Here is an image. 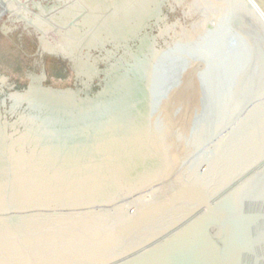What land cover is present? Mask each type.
Here are the masks:
<instances>
[{
  "label": "water",
  "instance_id": "water-1",
  "mask_svg": "<svg viewBox=\"0 0 264 264\" xmlns=\"http://www.w3.org/2000/svg\"><path fill=\"white\" fill-rule=\"evenodd\" d=\"M167 1L155 88L110 93L132 40L71 87L0 73V264H264V0Z\"/></svg>",
  "mask_w": 264,
  "mask_h": 264
},
{
  "label": "rangeland",
  "instance_id": "rangeland-1",
  "mask_svg": "<svg viewBox=\"0 0 264 264\" xmlns=\"http://www.w3.org/2000/svg\"><path fill=\"white\" fill-rule=\"evenodd\" d=\"M112 1H113L112 3L107 4L109 5V8L107 7L104 8L105 11L103 12V14L99 15L100 13L98 14V12L96 13L90 12L87 18L92 19V17H94L93 18L94 20L98 19L100 28H98L97 26L98 30L96 29L97 32L95 30L96 33L94 32L95 33L94 36L98 35L99 39L101 40L106 38L108 40L109 38L111 41L109 43H111L113 48H120V47L124 48L126 43L131 39L136 40V36L137 38L141 37L142 35L139 36L140 33L139 30L136 31L137 29L134 28L135 25L136 27H138V23H139L141 26L142 25L145 26L147 24V21L151 20L150 18L156 17V14L159 15V5L156 7L155 0H112ZM192 1L193 0H182L181 4H183L182 6L185 7ZM165 4H170L171 6L178 8V6L175 5L172 0H168ZM27 17L30 18L28 22L31 21L33 27L38 29L40 28L36 20L32 19V17L30 16ZM7 18H8L7 15L0 16V73L8 75L11 81H19L25 75V70H29V73L37 74L41 67L36 66L35 63H38V60L36 58H35L36 60L34 61L31 60L32 61L31 62L28 59H26L19 51L15 43L14 37L15 36L17 37V35L20 34L21 32L17 31L15 27L16 25L14 23L6 22ZM15 19L18 20L17 18ZM174 19L175 17L170 18L168 22H172ZM87 22H89L87 19L84 20L83 21L84 24H82L83 26L80 24L79 25L80 27H78L77 29L81 30L86 28L85 23ZM29 26H31V24H29ZM102 28L103 30H101L100 32V29ZM94 36L92 35L93 38L90 37L87 40H85L86 42L70 40V39H68L69 42L67 43H65L66 40L63 41L64 44L66 45L65 46L63 44V48L65 49L64 52L66 51V53L63 56L69 58L72 61L73 67L82 69L84 73L91 71L90 74H92V72L94 74L95 68L93 66L96 65L95 64L96 60L95 58L91 60L90 59L91 57L88 56V54L87 56H85L84 54L86 51H88L87 49L94 48L93 45L96 43L97 44L95 45V47L96 48L100 47V44H98V42L95 43L94 38L96 36L95 37ZM90 40H92V44ZM80 50L83 53H81ZM33 51L34 48H31L28 52L31 53ZM92 52L94 56L95 52L94 51ZM97 65L98 67L101 68V62L97 63ZM39 75H41V73L40 74L38 73L37 76ZM50 77L53 78L50 80L56 81V79H54L55 75L50 74L49 78ZM71 77L72 76L70 74L65 77L67 82L71 79ZM81 80L85 81L86 76L81 75Z\"/></svg>",
  "mask_w": 264,
  "mask_h": 264
},
{
  "label": "bare ground",
  "instance_id": "bare-ground-1",
  "mask_svg": "<svg viewBox=\"0 0 264 264\" xmlns=\"http://www.w3.org/2000/svg\"><path fill=\"white\" fill-rule=\"evenodd\" d=\"M164 1L165 0H159V1L155 0L156 7L159 5V9H160V6ZM16 2H17L16 0H0V13H7L10 17H15L19 21L25 22L27 26H29V24H31V26H32V22L31 21L28 22V20L30 19L27 17V16H30L29 11L26 10V8H24L23 6H18L16 4ZM84 2L89 3L91 5L89 7V9H91L90 10L91 13L98 12V14L100 13L99 15H101L105 11V9H104L105 7L109 8V5H107V4L112 3L113 1L112 0H106V1H104V0H85ZM77 5H79V7H81L80 4H77ZM82 6H83V4H82ZM72 10H74V9H72ZM72 10H70V14L72 13ZM67 11H69V10H66V12L65 11L64 12L68 13ZM65 13L63 14V16L66 15ZM60 15H62V14H60ZM67 15H69V14H67ZM67 17L68 16H66V18ZM93 18L94 17H92V19ZM32 19L36 20L37 24L40 26L39 29L35 28L33 26L32 27L35 29V31L41 32L40 42H41V49L43 50V52L45 51V52L55 54V55H64L66 53V51L64 52L65 49L63 48V44H64L63 41H65L66 39L63 40V38L61 37V39L63 41H60L61 39H59L58 42H56V41L55 42L53 41V43L50 42L48 40V37H50V36L47 35V31H46V30H48L50 25L47 24L46 22H44V20L40 19V17H38V16L32 17ZM57 19H54V20H57ZM86 19L89 21V22L85 23L86 29H88L87 33L85 32L83 34V37H81V39L77 40V41H83L84 42L85 40H87L90 37L93 38L92 35L94 36V34L97 32L98 28H100L98 19L92 20V19H89L86 17L84 20H86ZM150 19L157 20V22L155 24L159 26V21L161 20V18L158 14H156V17L150 18ZM63 20H64L63 18L60 19V21H63ZM97 26H98V28H97ZM114 26H116V25H114ZM145 26L144 25L141 26L138 23V27H136V25H135L134 28L137 29L136 31L139 30V32H141V29H143ZM58 29H59V27H58ZM84 29H82V30H84ZM7 30H9V29H7ZM95 30H96V32H95ZM101 30H103V28L100 29V32H101ZM58 32H56V33H58ZM167 34H168V29L166 27H160V35L163 36V35H167ZM94 39H95L94 40L95 43L98 42V44H100V46H103L104 43L111 42L109 38H108V40H107V38L102 39V40L99 39L98 35ZM131 40L132 41H138L139 42V48H138L136 53H127L126 52L124 54V57L126 56L127 60H126V58H124V59H121L120 62H118L119 63L118 65H112V69H110L111 74L108 75V77L112 78L111 85L109 88L111 94H114L116 91H121V89H124L126 87L127 83H129L126 81L127 82L126 85H125V82H123V84L122 83L120 84L119 78L116 75L118 73V69L125 67L127 64H129L130 71L133 70V74H132L133 77L129 79L131 81L132 87H134L136 85H144L149 81V83H151L150 88H155L160 82H162L165 78H167V74L164 73L167 70L164 71V68L167 67L168 63L171 62V60H172V58L170 57V53L168 51L156 52L153 48L152 41L150 38H148V36L146 37L143 35V36L138 37V38L136 36V40L135 39H131ZM67 42H69L68 39H67ZM67 42H65V43H67ZM90 42L92 44V40H90ZM96 44L93 45L94 48H96L95 47ZM179 48H180V46H179ZM179 48H177V50H179ZM85 56H87V54ZM107 59H108V57H107ZM165 63H166V65H164ZM155 65H158V68L153 72L151 70L149 71V68L151 66L154 67ZM170 65H169V69L171 67ZM73 68L75 69V71L78 75H82V76L85 75L87 77L92 76V74H90L91 71L84 73V71H82V69H80V68H77V67H73ZM114 76H116L117 78L113 79ZM25 100L30 102L32 105H40L43 100L45 101V97H43V96H41V94L35 92L33 94H30ZM58 101H60L61 106H63V105L68 106L73 102L69 97L60 98V99H58ZM72 106H73V104H72ZM26 135H28V134H26Z\"/></svg>",
  "mask_w": 264,
  "mask_h": 264
},
{
  "label": "flooded vegetation",
  "instance_id": "flooded-vegetation-1",
  "mask_svg": "<svg viewBox=\"0 0 264 264\" xmlns=\"http://www.w3.org/2000/svg\"><path fill=\"white\" fill-rule=\"evenodd\" d=\"M16 1H17L16 4L18 6H23L24 8H26V10L29 11L30 17L38 16L40 17V19H43L44 22L50 25V26L48 25L49 28L46 31H47V35L50 36L48 37V40L52 43L53 41L58 42V40L61 39V37L63 38V40L66 39V42L67 39L80 40L81 37H83V34L85 32L87 33L88 29L86 28L84 30L77 29L78 27H80L79 26L80 24L81 25L83 24L84 19L89 16V12L91 10L89 9L91 5L89 3H85L84 2L85 0H81V1L80 0H16ZM77 4H80L81 7H79V5ZM181 9L182 7L175 8L177 12L181 11ZM66 10H69L67 11L68 13H65ZM70 10H72L71 14H70ZM163 10L164 12H168V15L170 17L173 16V13L168 6H166ZM64 13L66 14L65 16H63ZM2 15H7L8 18L6 22L14 23L16 25L15 27L17 31L21 32L20 34L17 35V37L16 36L15 37L12 36V37H14L15 43L19 51L22 53V55L29 61L31 60L34 61L36 59L38 60V63H35L36 66L41 67L40 68L41 72L39 69L38 73L40 74L44 72L46 75V79L42 83L43 85H50L56 88H66L74 85L76 71L73 68L72 61L69 58H66L63 55H55L45 51L43 52L40 44L41 32L35 31V29L32 26H27L26 23L23 21H17L15 17H10L7 13H0V16ZM66 16L68 17L66 18ZM61 18H63L64 20L60 21ZM57 26L59 27V29ZM63 40L61 39L60 41ZM31 48H34V51L29 53L28 51ZM92 51L94 50L92 49L90 51H86L84 54L85 55L88 54V56H91V58H93L94 56H96V53L98 54V51H94L95 54L93 57H92L93 55ZM80 52L83 53L81 50ZM38 73L37 74L29 73V70H25V75L18 82L24 85L28 84L31 77L37 76ZM50 74L55 75L54 79H56V81L58 82L50 80L53 79L51 77L49 78ZM69 74L72 77L67 82L65 77Z\"/></svg>",
  "mask_w": 264,
  "mask_h": 264
}]
</instances>
